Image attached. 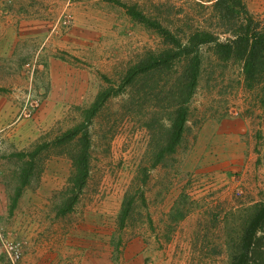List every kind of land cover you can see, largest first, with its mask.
Segmentation results:
<instances>
[{
    "label": "rangeland",
    "instance_id": "374dc122",
    "mask_svg": "<svg viewBox=\"0 0 264 264\" xmlns=\"http://www.w3.org/2000/svg\"><path fill=\"white\" fill-rule=\"evenodd\" d=\"M58 1L33 10L0 0V233L22 242L20 264H230L246 219L264 201V79L248 89L240 63L219 60L213 44L200 46L182 141L155 168L145 126L155 114L153 87L178 66L118 89L146 54L171 48L129 9L182 44L199 32L229 43L215 0ZM242 2L262 25L264 0ZM108 89L117 94L85 123ZM84 123L88 178L71 211L60 215L77 139L55 142ZM125 196L134 201L121 226ZM178 206L185 217L175 222L170 214Z\"/></svg>",
    "mask_w": 264,
    "mask_h": 264
},
{
    "label": "trees",
    "instance_id": "16d2710c",
    "mask_svg": "<svg viewBox=\"0 0 264 264\" xmlns=\"http://www.w3.org/2000/svg\"><path fill=\"white\" fill-rule=\"evenodd\" d=\"M213 9L220 27H224L225 31L232 35L231 42L219 43L210 33L199 32L192 34L187 42L182 44L167 30L155 23L145 21L135 10H128L135 19L156 27L171 48L159 54H146L137 64L129 68L120 82L119 91H123L127 86L148 74L156 73L159 77L178 66L175 78L167 76L170 78L169 81H163L160 78L162 85L153 87L155 114L151 122L145 123L146 129L151 133L152 168L162 164L167 156L174 154L182 141L188 120V105L196 91L200 75L202 58L197 52L200 46L213 44L215 56L219 60L240 63L244 83L248 89L258 86L264 79V23L261 25L253 20L242 0H215ZM141 90L139 98L143 100L147 93L144 89ZM116 94L117 91L112 89L99 93L90 109L85 112V123L95 115L109 97ZM159 113L166 117L155 119V115ZM85 123L65 132L55 142L56 145H70L77 139L74 148L69 152L72 167L68 179L70 197L58 208L60 215L71 211L78 193L83 189L88 178L89 136L86 128L83 130ZM23 174L28 175L29 172L24 171ZM21 184H26L25 176ZM19 195L20 189L17 190L16 197ZM133 201L132 197L125 196L119 216L121 226L129 215ZM170 217L175 222L184 219V209L179 206L172 208ZM240 241L239 250L230 264H264V201L257 204L246 219Z\"/></svg>",
    "mask_w": 264,
    "mask_h": 264
},
{
    "label": "built area",
    "instance_id": "2783aa9c",
    "mask_svg": "<svg viewBox=\"0 0 264 264\" xmlns=\"http://www.w3.org/2000/svg\"><path fill=\"white\" fill-rule=\"evenodd\" d=\"M236 194L241 195L242 191L236 190ZM0 255L4 256L6 264H20L23 257L22 242L6 239L0 233Z\"/></svg>",
    "mask_w": 264,
    "mask_h": 264
},
{
    "label": "crops",
    "instance_id": "0c3cea01",
    "mask_svg": "<svg viewBox=\"0 0 264 264\" xmlns=\"http://www.w3.org/2000/svg\"><path fill=\"white\" fill-rule=\"evenodd\" d=\"M49 1H51V3L53 4L52 7L57 6L59 3L62 4V1H58V0H21V6H24L26 8H31L33 10H37V6H35V5L39 6V4H42L44 7H46V4ZM252 2H254V0H252ZM48 4H50V3H48ZM259 4H260V0H259V3L255 4V5H259ZM23 264H25V263H23ZM26 264H40V263H39V260H37V261H30L29 260Z\"/></svg>",
    "mask_w": 264,
    "mask_h": 264
}]
</instances>
